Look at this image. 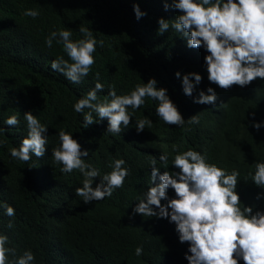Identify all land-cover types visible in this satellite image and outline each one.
I'll use <instances>...</instances> for the list:
<instances>
[{"label":"trees","instance_id":"1","mask_svg":"<svg viewBox=\"0 0 264 264\" xmlns=\"http://www.w3.org/2000/svg\"><path fill=\"white\" fill-rule=\"evenodd\" d=\"M135 3L147 12L140 20L133 11ZM163 4L164 0H0V127L6 128L0 135L6 140L0 148V201L16 212L7 217L0 209V232L8 235V247L15 249L16 256L30 249L34 264H188L184 258L188 244L179 242L173 223L133 214L137 197L149 187L153 158L162 173L165 169L158 157L169 153L167 170L178 171L171 166L174 148H195L206 152L209 162L228 171L239 170L241 207L264 209V199L258 198L264 189L250 179L243 181L254 171V162L264 160V128L257 131L251 126L253 112L256 122L264 121V80L257 78L246 87L233 85L228 90L210 84L203 48H188L171 29L157 34L159 18L177 15L174 10L165 11ZM29 8L39 10L40 15L25 16ZM81 27L91 29L104 46L97 47L88 76L73 84L50 68L56 57L67 59L63 45L53 41L48 48L45 40L51 31L66 28L74 40L81 38ZM177 71L201 73L202 82L193 95L213 87L218 94L216 104L193 103L183 93ZM97 75L105 86L98 93L101 100L109 86L119 95L154 77L158 87L168 89L185 120L199 113L200 123L165 125L155 115L156 102L147 100L130 127L119 134L107 133V118L84 129L83 117L72 105L94 87ZM28 111L49 127L48 151L44 157L23 163L13 160L8 148L19 146L26 136L23 114ZM14 113L20 114L21 123L8 132L3 121ZM145 116L153 122L138 133L134 119ZM59 129L74 133L82 148L89 150L86 162L101 175L111 170L108 165L113 160L124 159L130 168L124 186L111 197L85 204L75 195L83 176L78 170L62 173V165L51 156L59 145ZM169 195L174 196V191L169 190ZM141 245L144 251L137 257L135 249Z\"/></svg>","mask_w":264,"mask_h":264},{"label":"clouds","instance_id":"2","mask_svg":"<svg viewBox=\"0 0 264 264\" xmlns=\"http://www.w3.org/2000/svg\"><path fill=\"white\" fill-rule=\"evenodd\" d=\"M163 7L165 11H176L177 15L173 19L159 18L157 34L163 35L171 29L186 41L188 48H203L207 53L204 64L210 84L228 90L233 85L246 87L257 78L264 80V0H171V3L164 0ZM133 11L137 20L147 15L138 3L133 4ZM24 15L35 19L40 12L29 8ZM79 32L81 38L74 40L69 28L53 30L45 40L48 48L53 46V41L63 45L67 59L56 57L50 68L73 84H80L88 76L96 62L97 47L104 46L103 40L98 41L91 29L81 27ZM175 76L181 80L183 93L192 97L193 103L216 104L218 94L213 87L193 95L202 82L201 73L177 71ZM104 88L97 75L94 87L72 105L73 111L82 115L84 129L107 118V133L119 134L122 128L130 127L134 114L147 100L156 102L155 115L165 125L183 127L186 123H200L199 113L185 120L168 89L158 87L154 77L119 95L114 86H109L108 94L101 100L98 93ZM19 116L14 113L3 121L8 132L18 129ZM251 116L252 127L257 131L264 128V121L256 122L254 112ZM23 119L27 134L19 146L8 148V154L15 161L27 163L47 153L49 127L41 123L33 111L25 112ZM152 122L149 116L134 119L136 131L143 132ZM4 133L6 128L0 127V135ZM56 135L59 145L52 149L51 156L55 163L62 165V173L78 170L83 176L82 186L75 188V195L82 197L85 204L111 197L124 186L130 175L124 159L113 160L108 165L111 170L101 175L97 167L86 162L89 150L82 148L73 132L59 129ZM5 145L6 140L0 138V148ZM173 152L176 154L171 166L178 171L167 170L169 153L162 152L158 157L165 169L162 173L157 159L153 158L149 187L142 197H137L133 214L168 219L173 223L179 242L188 244L184 256L188 264H240L241 261L264 264V209L254 211L244 203L241 207L237 191L239 170L228 171L211 163L206 152L195 148L186 151L174 148ZM253 167L254 171H249L243 181L250 179L264 189V160H256ZM97 177L99 183H96ZM169 190L175 195L170 196ZM258 198L264 199V192ZM0 209L7 217L16 214L15 208L4 201H0ZM8 227H13L11 221ZM8 244V235L0 232V264H34L35 255L30 249L16 256L15 249ZM143 251V246H138L135 255L139 257Z\"/></svg>","mask_w":264,"mask_h":264}]
</instances>
